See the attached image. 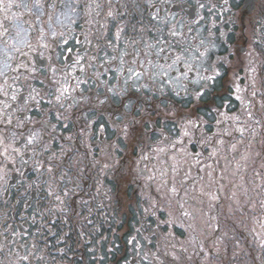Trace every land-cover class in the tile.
Listing matches in <instances>:
<instances>
[{"label": "flooded vegetation", "instance_id": "1", "mask_svg": "<svg viewBox=\"0 0 264 264\" xmlns=\"http://www.w3.org/2000/svg\"><path fill=\"white\" fill-rule=\"evenodd\" d=\"M8 2L0 264H264V0Z\"/></svg>", "mask_w": 264, "mask_h": 264}, {"label": "snow or ice", "instance_id": "2", "mask_svg": "<svg viewBox=\"0 0 264 264\" xmlns=\"http://www.w3.org/2000/svg\"><path fill=\"white\" fill-rule=\"evenodd\" d=\"M3 4H4V0H0V6H2ZM12 6H13L12 0H9L8 7L10 8ZM36 6L39 7V0H36ZM53 35H55V34H53ZM136 75H138V73H136ZM25 259H26V257H25Z\"/></svg>", "mask_w": 264, "mask_h": 264}]
</instances>
